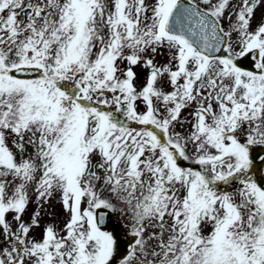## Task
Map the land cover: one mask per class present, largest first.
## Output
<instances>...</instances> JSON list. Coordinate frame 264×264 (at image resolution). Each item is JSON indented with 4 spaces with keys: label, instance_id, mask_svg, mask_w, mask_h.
Masks as SVG:
<instances>
[{
    "label": "snow or ice",
    "instance_id": "1",
    "mask_svg": "<svg viewBox=\"0 0 264 264\" xmlns=\"http://www.w3.org/2000/svg\"><path fill=\"white\" fill-rule=\"evenodd\" d=\"M0 264H264V0H0Z\"/></svg>",
    "mask_w": 264,
    "mask_h": 264
}]
</instances>
